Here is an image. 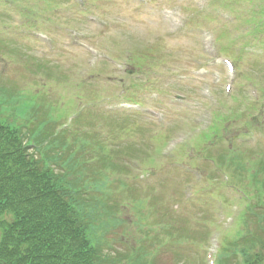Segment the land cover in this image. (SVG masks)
<instances>
[{"label": "rangeland", "instance_id": "1", "mask_svg": "<svg viewBox=\"0 0 264 264\" xmlns=\"http://www.w3.org/2000/svg\"><path fill=\"white\" fill-rule=\"evenodd\" d=\"M13 1L18 3L15 5L20 9L22 8L20 13L26 11V14L30 15L35 24V29L49 32L54 42L47 41L37 31H28L20 35L15 29L16 23L6 28L3 24L16 22L15 19L18 16L10 9V5L5 3L6 0H0V92H4V94L1 93L0 102L7 101L6 98L10 95H20V92L35 95L33 104H37L38 101L34 112L31 111V113L26 112L19 115L13 112L14 110L7 111L8 119L12 118L22 128L26 123H30L28 118L32 115L34 117L37 115L35 118L39 119L38 121L46 119L45 128L51 127L55 121L44 116L49 109H51V114L54 113V116L60 121H64L67 117L70 119L65 103H67L66 107L75 105L71 102L72 91L73 95H75V91L85 92L87 99L92 100L99 98L103 91L102 97L107 100L104 103L105 107L108 109L121 108V104L112 98L120 95L117 93V86H112L108 80L115 79L127 82L128 78L123 72L125 61H111L107 58L108 51L101 47L93 51L79 45L75 39L70 38L72 32L66 27L65 29L64 24L85 29L73 32L76 37H79L81 33H87L90 29L93 30V41L98 44L103 43L102 47L115 40L112 38L108 41L107 37L124 38L122 42L118 43V46L136 41L137 50L134 49V54L131 57L134 65L138 67L136 62L140 65L139 60H143L144 62H141L142 68H146L147 64H152L156 67V71L163 73L157 77L153 76L149 83H146L142 77L138 79L137 84L141 86L142 90L136 88L132 94L141 102L139 105L126 107L134 111L109 112L105 107H93L89 110L91 115L86 113L78 117L77 126L81 122L83 123V120L87 121L88 117L90 118L87 123L92 126L98 118H101L100 120L104 121L105 124L102 129L104 136L98 132L97 138L89 141L85 158L81 162L97 153L100 154V150L97 152L98 147L96 145H101L107 152L100 161L88 167L91 171L93 168L97 169L101 175L104 173L107 179L96 177V181H99V188L98 190L91 189L87 196L89 202H92L95 196L104 201L111 200L110 206H113L117 213L116 217L112 215L110 218H107V215L102 216L98 224V234L105 238L103 243L101 242L102 247L105 254L111 258L106 264H135L134 257L132 259L129 257L136 252L137 248H146V252L149 253L159 251L155 255H147L149 262L146 264H212L207 253H212V258L216 262L218 248L222 244L221 240L226 233H235L238 228H240L238 231H252L254 237H247L246 239L248 241L254 240L253 244L259 242L256 238L261 237L263 231L255 225V214L251 215V211H248L246 224L242 220L241 227L238 225L235 229L239 217L229 213L228 208L220 202V197L217 194H203L198 191L199 182H201L198 176L204 173L198 171L197 174L189 173L184 166L171 165L170 161L166 160H163V166L159 165V161H153V156L161 153L157 147L162 144V137L165 139L168 136L175 137L170 147L172 148L174 145L182 144L186 139L184 133L179 131L180 129L197 126L198 123H203L208 119V115L203 111L205 107H202L200 102H197L196 105L184 100L177 102L169 96L172 99L170 104L168 95H164V93H169V95L180 94L185 97L184 93L187 92L190 95L189 100L197 94L201 98L208 99L213 96V86L220 83L224 75H231L221 59L213 56V54L204 61L198 62L194 68L191 63V56L197 50L191 36L180 34L177 37H164L161 43L155 42L149 46L146 44L149 33L160 29L166 35H170L183 24V15L176 12H165L166 16L161 17L158 11V6L171 4L174 0H152L148 7H142L133 0H90L95 3L94 5L91 2L96 11L114 21L113 24L115 23V25L110 30H100L94 25L89 27L80 14L71 13L69 9L80 4L77 0ZM227 3L236 6L234 0H227ZM56 7H59V10L55 9ZM240 11L246 13L243 9ZM5 19L12 20L4 22ZM51 21L64 24L61 29H58ZM240 25L242 31L253 28V23L243 24L240 22ZM255 33H257L256 39L260 43H264V24L258 25L255 28ZM223 34L226 40L228 34L224 32ZM128 51V47H122L116 55H124ZM233 51L237 54L239 49L233 48ZM91 58L97 61L95 66L89 64ZM103 58L109 60L112 67L107 73L100 74L98 72L99 63ZM238 59L241 74L255 76L259 82L263 83L264 59L260 60L259 57L249 54H242ZM212 63H218L220 69L213 70L206 67ZM103 68L107 70L108 66L104 65ZM172 70L178 71L182 76H173L169 73ZM90 71H95L90 74L91 82L78 80L89 75ZM190 73L195 77L191 81H186L191 77ZM41 74L46 76L38 77ZM43 78L52 82L55 86V92H51L49 95H37L40 93L36 88L37 84ZM72 78L77 80L79 85L76 86L77 83ZM70 82L75 84L74 88ZM247 83L252 84L253 80L248 78ZM103 88L104 90H102ZM154 90L161 93L158 100L151 98V91ZM226 93L230 95L227 91ZM153 97H157V94L154 93ZM39 104L41 106H38ZM147 108L164 109L167 116L144 114V112L149 113ZM263 117V115L262 118L243 116L241 120H235L231 123L229 128L235 131L240 127L243 132L246 122L252 121L257 126L256 137L258 141H264V137H261L264 136L261 130L264 127ZM35 123L36 121L29 125L35 127ZM196 142L201 147L205 140L198 138ZM78 143L81 145L80 142ZM227 143L226 140L221 141L218 148L213 149L212 153L219 160L224 158L227 160V169L232 173L234 183H241L235 172L245 173L247 166L243 164V158L250 160V148L253 146H241L240 151H234V145H236L234 144L231 146L232 151L230 152ZM244 148L248 150L244 151ZM68 154L64 152L62 156L66 158ZM220 154H222V158ZM149 157L150 176L142 178L140 177L141 174H138L139 172L134 174V169L130 165L134 162L133 158H140L148 164ZM256 161L257 159H255ZM104 163L113 167L111 169L114 171L108 166H102ZM231 163L234 164L233 168ZM200 167L207 169L208 166L203 163L200 164ZM87 173L89 179L92 178V174H95L88 171ZM83 174L85 175L86 172ZM185 174L192 179L187 184L186 181L190 179H187ZM122 182L126 185L123 186ZM254 193L255 190H251V194ZM192 194L196 200L189 203ZM257 197L255 198L256 202ZM165 200L167 201L165 202ZM96 201L97 199H95ZM252 209L255 213L264 212V207L257 206V203ZM149 216L155 220L150 221ZM122 221H124L123 224ZM240 236V232L236 233L234 239L238 240L241 238ZM204 245L206 249H203Z\"/></svg>", "mask_w": 264, "mask_h": 264}, {"label": "trees", "instance_id": "2", "mask_svg": "<svg viewBox=\"0 0 264 264\" xmlns=\"http://www.w3.org/2000/svg\"><path fill=\"white\" fill-rule=\"evenodd\" d=\"M6 99L0 102V109L12 108L19 100L15 96ZM5 112L0 110V264H106L111 258L102 247L105 238L98 234V224L102 216L110 218L116 212L110 206L111 200L95 196L89 202L86 197L91 187L98 190L96 177L100 175L96 174L100 173L80 164L71 149L63 150L69 153L66 158L58 157L60 149L54 147L55 141L47 147L48 151L54 147L50 150L56 152L52 158H35L29 152V141L40 139L46 120L38 121L34 130H26L8 119ZM260 166L262 173L264 161ZM85 171L95 174L91 175V187L88 183L83 188L89 179ZM259 192L264 202V179ZM263 250L261 239L242 264H264ZM139 251L134 263L149 262L145 248ZM228 255L221 264H231Z\"/></svg>", "mask_w": 264, "mask_h": 264}]
</instances>
